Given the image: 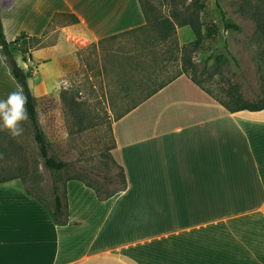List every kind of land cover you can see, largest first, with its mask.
Returning a JSON list of instances; mask_svg holds the SVG:
<instances>
[{"label": "crops", "instance_id": "1", "mask_svg": "<svg viewBox=\"0 0 264 264\" xmlns=\"http://www.w3.org/2000/svg\"><path fill=\"white\" fill-rule=\"evenodd\" d=\"M57 1L65 9L0 1L8 41L27 33L47 42L29 58L50 77L66 72L67 56H54L61 43L49 42L58 13L79 19L61 28L73 47L146 22L140 0ZM0 72L5 99L21 87L1 53ZM42 85L38 99L52 92ZM113 134L127 188L101 200L67 181L65 226L20 179L0 183V264H264V110L231 112L183 74L115 120Z\"/></svg>", "mask_w": 264, "mask_h": 264}, {"label": "rangeland", "instance_id": "2", "mask_svg": "<svg viewBox=\"0 0 264 264\" xmlns=\"http://www.w3.org/2000/svg\"><path fill=\"white\" fill-rule=\"evenodd\" d=\"M0 1L4 7L11 0ZM73 1L85 8V2L101 5L100 0ZM56 3L59 9H65L63 2L56 0ZM196 3L201 13L204 37L201 47L193 52V58L199 72H207L202 77L206 80L205 85L223 100L228 99L227 91L232 87H237L246 100L257 99L264 88V59L261 58L264 49L256 40L254 23L241 14V0H196ZM223 12L227 20L239 24L242 29H227ZM72 23L69 16H57L48 31H55L49 40L51 44L61 43L58 54L54 56L63 53L67 56L63 79L58 78L57 74L50 77L38 62L34 66L30 63L29 50L47 44L43 42L44 38L39 42L24 41L18 45L21 51L17 50L16 56L20 65L27 67L26 70L29 68L34 73L37 68L39 71L37 76L33 75L29 79L35 95L40 93L41 83L52 90L39 97L37 108L52 154L70 165L63 173L62 192L69 179H79L111 192L121 187L115 176L118 169L111 164L110 149L115 139L113 123L123 112L125 103L120 95L117 72L113 70L107 73L104 70L105 61L113 52H136L145 39L136 33L96 46L94 43L97 44L98 41L73 47L65 43L64 31L61 29ZM177 37L180 46L195 40L194 32L189 26L179 28ZM25 48L28 49L26 53ZM47 53L53 54L52 51ZM38 57L39 54L36 53V58ZM178 69L180 63L175 68ZM173 72L174 70L170 73ZM3 81L6 82L0 72V92L8 87L7 82ZM65 82L68 84L67 88ZM65 91H69L88 111L83 126L74 119L65 102ZM25 129L23 136L16 139H12L6 131H0V146L3 148L0 152V178L20 176L29 190L52 205L51 172L44 167L31 122L25 125Z\"/></svg>", "mask_w": 264, "mask_h": 264}, {"label": "trees", "instance_id": "3", "mask_svg": "<svg viewBox=\"0 0 264 264\" xmlns=\"http://www.w3.org/2000/svg\"><path fill=\"white\" fill-rule=\"evenodd\" d=\"M241 2V14L245 19L251 20L254 23L256 27V40L264 49V0H241ZM140 4L146 19L144 25L100 39L97 44L94 43L96 46L136 33H139L140 38L145 39L142 46L136 52L130 53L126 51L118 54H114L113 52V54H109V59L105 61L104 70L107 73L113 70L117 72L120 95L125 103L122 109L123 112L115 120L131 112L183 74L187 75L195 84L217 99L231 112L264 110V88L262 94L258 95L257 99L249 101L244 98V95L237 87H232L227 91L228 99L223 100L205 85L206 80L202 79V77L206 76L207 72L205 70L199 72L193 58V52L201 47L204 37L201 13L198 10L196 0H140ZM165 8L166 10H164ZM56 16H69L72 18L73 23L79 22V19L74 14L58 13ZM223 17L227 29H242L239 24L227 20L224 12ZM186 26H189L193 30L195 40L180 46L177 37L178 29ZM41 39V37H33L27 33H22L15 41H8L4 32L0 5V53L4 62L9 67L12 76L28 97V110L31 117L30 122L34 129V137L43 159L44 167L51 172L53 204H49L31 190H27L37 201L46 207L56 224L65 226L69 222V207L67 193L66 190L62 192L61 183L63 173L70 165L68 162L60 160L52 154L51 144L40 122L37 108L38 98L33 93L29 84V79L33 77L34 73L22 67L16 56L17 50L21 51L20 48L18 49V45L23 44L26 40L39 42ZM26 52H28L27 48H25L24 53ZM261 54L263 55H261V58L264 59V50ZM178 63H180V69L175 70ZM173 70L174 72L171 74L170 72ZM63 98L67 102L74 119L83 126L88 111L69 91L63 93ZM115 148L116 141L114 139V145L110 149V160L113 167L118 169L115 176L118 177L121 187L108 192L83 181L96 191L101 200L109 199L127 188L128 182L124 167L115 158ZM2 150L3 148L0 146V152ZM17 178L21 179L20 176L16 175L2 177L0 178V183ZM110 178L112 179V177Z\"/></svg>", "mask_w": 264, "mask_h": 264}, {"label": "clouds", "instance_id": "4", "mask_svg": "<svg viewBox=\"0 0 264 264\" xmlns=\"http://www.w3.org/2000/svg\"><path fill=\"white\" fill-rule=\"evenodd\" d=\"M65 87H68L67 82ZM30 119L28 97L23 88L10 92L5 99H0V131H6L12 139L21 137Z\"/></svg>", "mask_w": 264, "mask_h": 264}, {"label": "bare ground", "instance_id": "5", "mask_svg": "<svg viewBox=\"0 0 264 264\" xmlns=\"http://www.w3.org/2000/svg\"><path fill=\"white\" fill-rule=\"evenodd\" d=\"M3 82H5V81H3ZM6 83V82H5Z\"/></svg>", "mask_w": 264, "mask_h": 264}]
</instances>
